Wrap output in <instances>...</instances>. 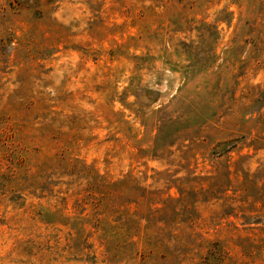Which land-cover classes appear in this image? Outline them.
<instances>
[{
  "label": "rangeland",
  "instance_id": "obj_1",
  "mask_svg": "<svg viewBox=\"0 0 264 264\" xmlns=\"http://www.w3.org/2000/svg\"><path fill=\"white\" fill-rule=\"evenodd\" d=\"M0 264H264V0H0Z\"/></svg>",
  "mask_w": 264,
  "mask_h": 264
}]
</instances>
